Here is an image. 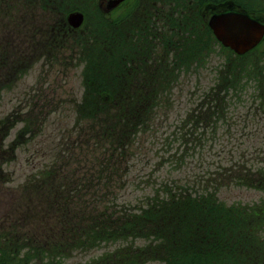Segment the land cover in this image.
<instances>
[{"label": "rangeland", "instance_id": "rangeland-1", "mask_svg": "<svg viewBox=\"0 0 264 264\" xmlns=\"http://www.w3.org/2000/svg\"><path fill=\"white\" fill-rule=\"evenodd\" d=\"M95 1L4 0L0 4V149L5 150L0 151V233L17 234L15 236L23 242L31 238L43 240L51 236L57 220L50 218L46 222L41 219L44 212L53 214L58 198H65L70 189H81L77 176H73L70 170L76 166L71 164L68 167L63 163L64 154L62 151L58 154L56 146L61 130L70 131L72 104L83 93L80 56L84 54V49L91 50L89 43L92 40L87 33L93 30L94 22L101 16ZM251 2L253 4L246 3L257 9V4H264V0ZM149 3L151 1L147 0L145 5ZM212 3L216 4L214 1ZM218 4L213 7L224 8ZM70 11L84 12L87 19L83 28L67 33L59 24H62ZM187 13L190 18L201 21L196 15H191L189 11ZM262 14L261 18H264V13ZM118 16L120 15L115 13L109 17L114 19ZM106 17H103L105 22H109ZM145 17L146 13L141 10L131 22L137 25ZM150 20L156 25H164L166 19L161 21L159 17L152 16ZM191 23L189 27L196 38L205 25L191 27L194 26L193 21H189ZM201 40L196 46H200V55L188 58V63H184L181 69L171 66L176 60L175 56L167 54L165 59V48L160 42H155L157 49L150 53L148 48L139 47L133 54L135 58H132V64L127 62L130 56L128 52H132L127 48L120 50V57L125 64L122 60L110 64L118 65L117 68L124 71L120 75L131 72L134 84H128L125 76H121L118 82L121 94L129 91L136 94L143 90L145 95L156 97L159 102L156 107L151 108L153 117L148 121L144 118L146 132L139 134L129 150L128 174L124 178L126 188L119 193L121 202L141 203L145 194L167 184L172 187L177 183L197 185L199 181L200 188L207 185L211 187L213 177L218 175L216 171L219 169L227 173L226 168H232L235 174H241L234 168L237 163H246L247 169L250 164L256 168L264 163V117L258 115L257 119V116L251 114L254 111L249 109L260 103V99H255L256 103L252 102L253 94H259L256 85L261 84L259 82L255 85L253 76L247 93L240 99L234 97L236 94L230 93L231 101H234L224 117L228 123L220 125L216 133L212 132L214 136L209 140L205 139L202 144L198 138L187 137L195 126L200 130L197 125L192 124L190 115L193 113L194 119H199L201 124L199 117L203 112L199 109L208 102V97H215L212 88L216 86L219 73L225 68L227 61H231L235 67L242 65L248 71H254L253 65L256 62L254 59L242 60L235 57L233 52L225 50L215 41L213 34L204 36ZM130 46L136 50L132 44ZM134 66H138V69L141 67V70L133 71L131 67ZM31 111L34 115L27 114ZM39 112H47V116L51 118L50 124L55 125L50 130L46 129L40 138L35 136L36 142L30 141L28 138L36 127L29 119L37 118ZM55 126L60 130H53ZM192 140L198 144L192 145ZM13 142L23 144L16 149V159L7 162L11 156L5 157L6 150L9 146H16ZM97 142L100 144L101 140ZM104 146L109 144L104 141ZM98 154L104 156L102 152ZM99 158L101 159L100 156ZM94 163L89 161V167ZM252 184L236 185L232 181L221 189L200 190L215 193L227 207L239 205L247 211L252 208L253 212L256 204L260 210L264 208V190L256 189L255 184ZM93 192L90 190L87 193L90 195ZM86 198L87 208L78 205L82 209L77 210H93L82 212V220L75 217L63 227L62 233H67L62 240L73 247L66 252L64 259L54 262L51 256L44 255L45 263L60 264L63 261V264H77L115 248L102 242L92 245L93 243H89L90 237L84 239L83 232L89 230L93 223L90 220L96 214V206L90 203L89 196ZM253 225L256 229L250 232L258 237L264 236V226L261 224L258 229V223L254 222ZM136 245L140 246L142 242H137ZM232 256L225 255L226 258ZM254 264H264V260L255 257Z\"/></svg>", "mask_w": 264, "mask_h": 264}, {"label": "trees", "instance_id": "trees-1", "mask_svg": "<svg viewBox=\"0 0 264 264\" xmlns=\"http://www.w3.org/2000/svg\"><path fill=\"white\" fill-rule=\"evenodd\" d=\"M193 1L194 3L185 8V13L191 9L194 12L191 15H195L196 10L201 12L204 6H209L214 1L216 4L219 3L218 5H224V11L241 9L259 19H264L261 18L262 12L264 13L262 7L257 9L246 3L253 4L251 0ZM3 3L4 0H1L0 4ZM196 3L204 5L199 6ZM240 3H246V5L242 6ZM217 8L220 9V6ZM100 14L97 23L93 24L95 25L93 30L88 31L90 33L88 37L92 40L89 43L91 50L84 49L85 52L82 55L85 62L86 93L82 102H76L70 131L61 130L58 136L59 143L56 146L58 154L61 151L64 154L63 163L68 167L71 164L76 166L70 170L73 176H77L81 189H70L65 198H58L53 214L44 212L41 219L46 222L50 218L57 220L51 236L43 240L31 238L23 242L11 232L0 233V264L32 262L47 264L43 258L44 255L51 256L52 262L64 259L66 252L73 245L62 240L67 233H62L63 227L75 217L79 220L83 219L82 212L88 213L93 210H77V208L82 209L78 205L86 206V196H89L90 203L96 206V214L90 220L93 223L89 230L83 232L84 239L90 237L89 243H93L92 245L102 242L105 245H113L115 248L89 261L77 264H254L255 257L261 261L264 260V236L258 237L257 234L250 232L256 229L254 222L258 223V229L261 224L264 226V208L260 210L256 206L251 212L252 209L247 211L239 206L227 207L215 193L199 190L221 189L232 181H235L236 185H253L254 183L255 187L264 188V167L253 168L252 164L247 169L246 163H237L234 168L241 174H235L232 168H226L227 173L219 169L216 171L218 175L213 177L214 182L211 187L207 185L200 188L199 181L197 185L176 184L172 187L167 184L164 189L146 194L141 203L121 202L119 193L126 188L124 178L128 174L129 150L139 134L142 131L146 132L144 118L148 121L153 117L152 107H156L159 102L156 97L145 95L143 90L136 94L130 91L121 94L118 82L121 76H125L126 82L133 85L131 72L120 75L124 71L117 68L118 65L110 64L122 60L120 50L125 48L132 51L128 52L130 56L127 62L130 63L133 62L132 58H135L133 54L139 50V47L148 48L150 53L156 49V44H153L149 38H162L163 32L157 34L155 31H146L135 27L134 24L124 22L122 24L105 22L103 14L101 12ZM198 18L201 19L200 22L196 18H190L189 14H185L178 17L179 23L172 22L170 26L182 29L181 23L186 22L184 30L188 35L192 33V30L189 31V25H192L189 21H193L194 26L191 27L204 24L203 16ZM89 26L87 24V27ZM61 27L64 28V24ZM174 34L173 37L172 35L163 36L167 52L164 51L172 55L168 52L173 49L172 46H175L174 52L177 57L171 66L174 69H181L190 58L200 55L198 54L201 50L200 46L199 48L196 46L201 43L202 37L211 33L206 27L194 39L188 38L184 33L183 36L180 32ZM177 36L183 39L175 40ZM255 56L251 58L256 60L253 65L254 71H248L242 65L235 67L231 61H227L228 65L226 63L225 68L220 71L218 82L212 88L215 97L214 95L208 97V102L202 104L199 109L203 112L199 117L201 124L199 119H194L193 113L190 115L192 124L197 125L200 130H197L195 126L189 131L187 137L198 138L199 143L202 144L205 139L209 140L211 136H214L213 133L219 130L220 125L228 123L224 117L234 101H231L230 93L236 94L234 97L240 99L244 93H247L248 81L252 76L256 83H261L256 87L259 94H253L252 102L256 103L255 99H260V103L249 109L251 112L254 111L251 114L257 116V119H259L258 115L264 117V64H262L264 49L259 50ZM122 63L126 62L122 60ZM142 66L144 67V64ZM229 67L232 69L229 70ZM131 69L137 72L141 70V67L138 69V66H134ZM107 74L111 75L107 77ZM246 81L247 83H244ZM47 114V112H40L34 120L29 119L36 127L33 136L36 135L39 138L44 135L46 129L50 130L52 125H55L50 124L51 118ZM53 130L60 129L55 126ZM207 133L209 136L206 137ZM99 139L100 144L97 142ZM104 141L109 146H104ZM13 143L16 146H9L6 150L5 157L11 156L7 162L15 160V149L22 142ZM193 144L196 145L198 142L192 140ZM0 151L5 152L3 149ZM100 152L104 156L99 155ZM91 160L95 162V165L89 167L88 162H92ZM234 176L237 178H233ZM209 178L210 176L208 180ZM90 190L94 192L89 195L87 192ZM82 191L85 192L82 194ZM137 242H142V245H136ZM233 254L236 256L233 257ZM225 255L232 258H226ZM60 264H63V261Z\"/></svg>", "mask_w": 264, "mask_h": 264}, {"label": "water", "instance_id": "water-1", "mask_svg": "<svg viewBox=\"0 0 264 264\" xmlns=\"http://www.w3.org/2000/svg\"><path fill=\"white\" fill-rule=\"evenodd\" d=\"M117 2H113L114 5ZM82 20V15H71L69 17V22L73 27H78ZM210 26L217 39L224 46L230 47L238 54H244L254 48L264 36V25L247 15L238 13L215 16Z\"/></svg>", "mask_w": 264, "mask_h": 264}, {"label": "flooded vegetation", "instance_id": "flooded-vegetation-1", "mask_svg": "<svg viewBox=\"0 0 264 264\" xmlns=\"http://www.w3.org/2000/svg\"><path fill=\"white\" fill-rule=\"evenodd\" d=\"M110 1L111 0H101L100 5L105 7V5Z\"/></svg>", "mask_w": 264, "mask_h": 264}]
</instances>
